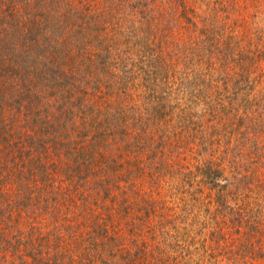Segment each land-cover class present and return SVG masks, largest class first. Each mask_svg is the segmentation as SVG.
<instances>
[{
  "label": "trees",
  "instance_id": "trees-1",
  "mask_svg": "<svg viewBox=\"0 0 264 264\" xmlns=\"http://www.w3.org/2000/svg\"><path fill=\"white\" fill-rule=\"evenodd\" d=\"M263 126L264 0H0V264L264 262Z\"/></svg>",
  "mask_w": 264,
  "mask_h": 264
},
{
  "label": "rangeland",
  "instance_id": "rangeland-1",
  "mask_svg": "<svg viewBox=\"0 0 264 264\" xmlns=\"http://www.w3.org/2000/svg\"><path fill=\"white\" fill-rule=\"evenodd\" d=\"M262 133H263L262 136H263V141H264V126H263V129H262ZM263 193H264V190L261 191V194H263ZM70 242L71 243H70V246L69 247L75 246V241L70 240ZM78 260H79V258H78ZM247 264H264V262H253V260L249 259V262Z\"/></svg>",
  "mask_w": 264,
  "mask_h": 264
}]
</instances>
